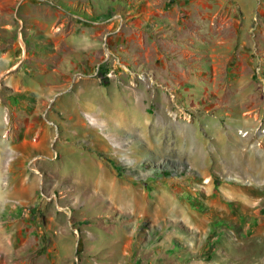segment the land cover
I'll return each mask as SVG.
<instances>
[{
	"label": "rangeland",
	"instance_id": "374dc122",
	"mask_svg": "<svg viewBox=\"0 0 264 264\" xmlns=\"http://www.w3.org/2000/svg\"><path fill=\"white\" fill-rule=\"evenodd\" d=\"M25 1L0 0V264H264V0Z\"/></svg>",
	"mask_w": 264,
	"mask_h": 264
},
{
	"label": "crops",
	"instance_id": "0c3cea01",
	"mask_svg": "<svg viewBox=\"0 0 264 264\" xmlns=\"http://www.w3.org/2000/svg\"><path fill=\"white\" fill-rule=\"evenodd\" d=\"M252 2V1H254V0H237V3H238V5L240 6V9H242L243 10V8H244V5L245 4H247V2ZM26 3L27 2H30L32 5H35L34 7H35V10H38V11H43V12H45L46 14H49V15H51V16H53V17H55L56 15H61V13L59 12V11H56V12H54V11H51L49 8H47V7H45L44 5H42V4H40L39 3V0H26L25 1ZM257 3H258V1H257ZM30 9L31 8H29L28 7V11H25V12H23V13H21V14H19L16 10H14L13 11V15H14V17H15V20H12L13 22H12V24H5V25H7V28H6V30L7 31H11V30H13V28L14 27H16V31L18 30V31H21V33H23V31L25 30V24H26V22H28V23H31L32 25H37V22H35V21H29V19H28V14L31 12L30 11ZM33 10V9H32ZM54 23H56V20H54V22L50 25V26H52V28L54 27ZM246 23H248V19L246 20ZM30 28V27H29ZM31 30V29H30ZM29 30V31H30ZM41 32H38V31H34V30H32V35H31V41H35V35L37 34H40ZM246 33V32H245ZM43 35H46V34H44V33H42ZM52 34H54V32H51L50 31V35H52ZM47 36H49V35H47ZM22 42H23V44H24V41L22 40ZM24 46H25V44H24ZM19 67V64H18V62L16 63H14V64H12L9 68H7V71L8 70H18L17 68ZM19 68H21V67H19ZM21 71L23 72V80H24V83L22 84V86H23V88L25 87V88H30V89H32V90H35V91H38V93L40 94V95H46V94H48L49 92H51V90L52 89H54V86H52V87H49V88H47V89H45V88H43L42 87V85L41 84H39V85H35V84H32V85H28V82H29V80H31V79H34L35 78V76H41L40 74L41 73H38V72H35V73H33V74H31L30 76H28L26 73H25V71L26 70H24L23 68H21ZM45 72V70H43V72L42 73H44ZM34 75V76H33ZM29 77H31V78H29ZM15 87H17L18 88V86H16V85H14ZM2 148H3V146L1 145L0 146V151L2 150ZM4 153V154H3ZM3 157H4V164H5V168L7 169V158H6V149L4 148V150H3ZM0 195L1 196H3L2 195V185L0 184ZM7 196H8V193L7 194H5L4 195V199H5V201H6V199H7ZM5 201H3V202H1L0 201V215H2L4 212H6V208H4V206H5Z\"/></svg>",
	"mask_w": 264,
	"mask_h": 264
},
{
	"label": "built area",
	"instance_id": "2783aa9c",
	"mask_svg": "<svg viewBox=\"0 0 264 264\" xmlns=\"http://www.w3.org/2000/svg\"><path fill=\"white\" fill-rule=\"evenodd\" d=\"M258 130H260V131H261V133H264V125H263V126H261V124H260V126H259ZM245 134H247V132H246V131L243 133V135H245Z\"/></svg>",
	"mask_w": 264,
	"mask_h": 264
},
{
	"label": "bare ground",
	"instance_id": "6f19581e",
	"mask_svg": "<svg viewBox=\"0 0 264 264\" xmlns=\"http://www.w3.org/2000/svg\"><path fill=\"white\" fill-rule=\"evenodd\" d=\"M116 108H114V110H115ZM116 111V110H115ZM119 113V112H118ZM119 115H120V113H119ZM120 117V116H119ZM121 118H122V116H121ZM143 126V125H142ZM131 129V128H130Z\"/></svg>",
	"mask_w": 264,
	"mask_h": 264
}]
</instances>
